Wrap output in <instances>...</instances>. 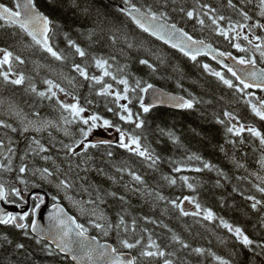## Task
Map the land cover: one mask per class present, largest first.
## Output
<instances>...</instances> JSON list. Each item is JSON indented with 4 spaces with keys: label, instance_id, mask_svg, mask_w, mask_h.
Listing matches in <instances>:
<instances>
[{
    "label": "trees",
    "instance_id": "trees-1",
    "mask_svg": "<svg viewBox=\"0 0 264 264\" xmlns=\"http://www.w3.org/2000/svg\"><path fill=\"white\" fill-rule=\"evenodd\" d=\"M1 1L9 6H14L13 0ZM132 2L137 5H155L162 3L163 0H132ZM167 3L169 7L166 10L171 17V23H176L191 36L202 39L223 52H230L236 58L254 55L256 63L264 67V60H261L259 50H255L253 45L243 39L247 35L254 44H259L260 41L256 40V37L264 38V29L253 26L257 21L264 24V17L259 15L260 0H232L235 8L229 5V0H167ZM121 4H124V0H36L37 7L54 21L55 34H50L51 43L56 50L64 52L68 57L64 62L52 58L39 46L34 45L31 38L20 33L18 29L0 28V47H9L10 50L21 54L25 59L23 65L15 64L13 71L23 72L26 77H31V80H26L24 85L5 84L0 78V119L19 127L16 118L8 114L9 106L12 105L21 109L29 118H32L33 113L39 112L42 118L62 124L56 98L42 99L29 90V83H34L38 91L46 90L47 85L43 83L44 79H52L67 92L78 96L81 106L88 108L90 113H98L111 119L114 124H119L122 129L132 132V125L119 121L117 116L107 111V107L114 109L116 107L112 103V98L97 96L96 92L100 86L91 81H85L71 66L73 62L80 63L87 67L90 75H101V70L95 67L92 59L94 56L108 59L109 63L114 65L110 69L114 72L117 68L127 65L123 74L129 76L130 83L133 85L135 79L139 78L146 83L158 85L165 90L182 94L188 99H194L195 103L192 109L176 110L156 106L145 114L140 109L138 101L133 97L130 107L134 113H141V118L145 120L144 128L136 129L135 133L141 134L142 145L150 146L153 154L160 157L156 166L149 168L148 165L151 161H145L143 158L129 153L126 149L120 148L117 141H113L111 146L100 145L96 149H89L94 159L89 162L90 170L87 173L79 169H74L69 173L75 184L68 191V195L76 201H87L90 198L89 193H91L92 199L97 198V193L94 190L96 187H99L102 192L104 190L117 191L126 196L127 203L105 197L107 202L99 204L100 209L105 211L113 222L116 221L117 211L125 213V218L129 223L132 218H135L137 231L140 232L141 229L147 228L153 239L168 251L179 249V245L171 241L172 233L168 231L170 228L192 247L208 249L225 259L233 260V264H237V261L240 264H253V261L254 264H264V257L253 256L251 252L244 249L234 236L219 224L218 219L206 221L202 216L182 217L178 210L166 201L157 200L154 196L155 192H159L167 200L179 199L181 201L184 196L195 197L202 207L212 209L218 218L222 217L233 225L243 228L250 238L257 241L264 240V224L261 223L264 211L253 210L252 202L245 199L248 195L264 199V196L253 186L257 184L264 186L261 180L257 179V175L264 177V166L260 163L261 157L264 156V149L261 148L259 140L252 137L247 131L242 134L243 143L240 142L241 137L228 133L227 127L230 124H228V118L224 116L225 111L231 112L237 118L235 123H242L245 126L252 125L264 132V121L255 116L251 111L250 104L246 102L249 99L253 102V96L257 101L264 100V89L252 87L244 89L243 92L237 91V86L242 87V85L227 68L221 67L207 55L199 56L195 61H192L178 49L144 33L119 11ZM201 4L210 5L216 9L215 13H209L208 16L202 17L205 21L204 26L198 24L196 19H188L185 14L186 11L196 8L197 14L200 15L199 5ZM181 7L185 9V12L179 11ZM173 8L177 10L172 11ZM241 10L246 11L252 19L244 21L240 15ZM210 15H223L226 19L219 21V24L224 28H227L229 22L233 24L246 23L249 27L239 29L241 32L239 38L233 31L226 39L218 32L213 31L215 26L211 24ZM57 25L58 27H56ZM14 32L16 35L13 34ZM65 33L68 39L75 40L85 48L89 55L83 59L74 55V50L68 47ZM113 34L117 37L115 43L110 39ZM124 35H127L129 41L134 42L133 49L126 47L123 40ZM237 42L249 51L247 53L239 52L233 46ZM23 44L32 46L25 48ZM111 57H115V61ZM140 59H148L156 65L157 71L153 73L147 66L139 64ZM203 64H208L210 68L221 71L225 79L233 81L234 87H227L217 77L206 72L203 69ZM69 80H72V83H69ZM105 81L113 83L114 89L123 87L117 85L110 77H105ZM249 93L253 95H249ZM143 95L145 96V94ZM89 99L93 101L90 105L86 103ZM122 103H126V101H122ZM219 120H223L225 123L221 124L218 122ZM78 127L79 125L76 124L69 126L70 130L77 134V137ZM109 130L114 135H119L115 128ZM48 131L55 138L53 143H56V148H59L58 141L60 140H64L65 143L70 142L69 138L65 137L63 132L58 129L52 128ZM169 132L173 133L178 141L169 137ZM31 135L35 134L20 135L19 132L13 133L9 129L0 128V139L4 140L7 145L10 137L14 142L12 146L16 149V155L12 160L14 171L9 172L10 176L18 181V176H22L28 180V188L45 191L51 201H53L51 198L53 195L58 196V200L64 203L79 221L89 228L90 233L118 246L114 232L104 236L99 230L92 227L89 220L93 217L87 213L82 215L79 208L65 197L64 192L58 191L54 184L40 180L38 174L32 176L31 172L19 173L20 157L24 154L29 143L28 137ZM38 138H41L42 143L45 144H48L50 140L48 132ZM232 140H235L236 143H231ZM105 151L114 153L112 159L116 163L126 161L133 171L143 177L148 191L153 195L145 196L125 189L124 184H127L129 189L141 186L136 184L126 173H116L107 162V158L102 155ZM49 154L55 157L57 163L67 171L68 162L64 160L62 152L58 153L56 149H53ZM7 155L9 154L6 150H0V161L7 163L5 160ZM190 156H199L200 159L189 160ZM31 160L32 157H29L25 161L29 164L30 169L32 168ZM72 162L75 164L81 161L80 158H73ZM204 162H208L214 167L211 170L205 169L203 168ZM240 164L244 167H239ZM37 165L45 166L44 162L38 158ZM47 166H51L50 163ZM97 167L104 168L105 172L112 175L117 182L113 184L106 177L99 175L94 170ZM176 167L181 168V171H173ZM196 168L203 170L195 171ZM77 172H79V176H87V179L80 180L76 175ZM165 176L175 178L177 183L170 184L168 180L164 179ZM182 176L189 177V182L195 186L194 191L183 184L180 180ZM33 183L39 184L40 187H33ZM81 185L83 188H87V191H84ZM10 198L17 199L16 197ZM183 206L186 210L194 207L188 201H183ZM84 207L90 209L93 206L85 203ZM261 207L258 205V209ZM143 217L154 219L157 223H148ZM164 225L168 227L165 228ZM5 234L13 243L8 244L0 239V264H74L69 257L66 258L63 254L48 256L43 249V244H36L33 239L25 237L21 230L0 225V236ZM147 234L143 233L145 243ZM17 243H24L25 249H17L15 247ZM53 249L55 248L53 247ZM56 251L58 252V250ZM121 251H130L134 256H138L139 250L121 249ZM234 252H239L240 255L234 257ZM178 256L184 264H217L210 255L198 256L191 253L190 249L179 251ZM140 264H148V262L145 258H141ZM153 264H162V260L154 261Z\"/></svg>",
    "mask_w": 264,
    "mask_h": 264
},
{
    "label": "snow or ice",
    "instance_id": "snow-or-ice-1",
    "mask_svg": "<svg viewBox=\"0 0 264 264\" xmlns=\"http://www.w3.org/2000/svg\"><path fill=\"white\" fill-rule=\"evenodd\" d=\"M229 5L233 8L236 7L232 4V0H229ZM168 7L167 0H163L162 3L155 5H137L133 3L132 0H124V7L120 8L119 11L126 15L144 33H148L150 36L164 41L165 44L171 45L172 48L178 49L184 56L189 57L192 61H195L197 56L201 54L209 55L213 53V59H217L218 57L236 59L230 52H220L212 48L210 44H205L203 40L194 39L182 27H178L176 23H170L171 17L166 10ZM259 7V15L264 17V0H260ZM199 9L201 10L200 15L197 14L196 8L186 11L185 14L188 19H196L198 24L204 26L205 21L202 17L208 16L209 13H215L216 9L207 4L199 5ZM205 9L207 11H204ZM176 10V8L172 9V11ZM179 11L185 12V9L181 7ZM240 15L243 17L244 21L252 19L248 13L243 10L240 11ZM209 19L211 20V24L215 26L213 31L218 32L220 36L226 39L233 31L236 32V36L239 38L241 32L237 31V29L242 30L249 27L246 23L233 24L232 22H229L227 28L221 27L219 21H224L226 19L223 15H210ZM253 26L264 29V24H261L259 21ZM56 27H58V25ZM0 28L18 29L20 33L30 37L34 45L39 46L40 49L50 54L55 60L64 62L68 59L64 52L58 51L53 47L50 34H55L54 21L44 12L40 11L36 5V0H15L14 6H9L6 3L0 2ZM13 34L16 35L15 32ZM65 38L67 39L68 47L74 50V55H78L82 59L89 55L85 48L81 47L75 40L68 39L66 33ZM89 39H91V36H89ZM110 39L115 43L117 37L113 34ZM243 39L246 40L248 44L253 45L255 50H259L260 58L264 60V38L259 36L256 37V40L260 41L259 44H254L253 40L247 35H245ZM123 40L128 49H133L135 47L134 42L129 41L127 35H124ZM31 46L32 45L23 44L25 48ZM233 46L241 53H247L249 51V49L242 47L238 42L234 43ZM92 59L95 67L101 70V75H90L87 67L82 66L80 63L73 62L71 66L85 81H91L95 85L100 86L96 92L97 96L112 98V103L116 107L115 109L113 107H107V111L117 116L119 121L132 125V132L122 129L119 124H114L111 119L105 118L98 113L92 112L90 115L85 116V113L88 112V108L81 106L79 97L67 92L65 88L61 87L59 83L52 79H44L43 83L47 85L46 90L38 91L34 83H29V90L42 99L52 100L56 98L61 113L60 121H62V124L51 119L42 118L39 112L33 113L32 118H29L21 109L10 105L8 114L16 118L19 127H15L5 120L0 119V128L9 129L13 133L19 132L20 135L34 133L35 135L28 137L29 143L24 150V154L20 157L21 163L18 168L19 173L25 174L31 172L32 176H37L38 174L40 180L49 184H54L58 191L64 192L65 197L79 208L82 215L87 213L93 217V219L89 220V224L92 227L99 230L104 236H108L114 232L118 246L108 243L102 244L97 237L90 236L89 228L86 227L85 224L79 223L75 216L69 215L65 208L59 204L58 196L56 195L51 197L55 202L52 205L54 211L49 214L48 224L46 226L38 219L33 218L29 220L30 216H37L40 212L41 205L45 203V197L40 194H36L32 197L35 202L33 207L22 214L8 212L4 208H0V225L11 226L21 230L25 237L33 239L36 244H43V249L48 256L63 254L66 258L70 257L74 264H140L141 258H145L148 264H153L154 261L160 260H162V264H184V262L180 261L178 256V252L183 249H190L191 253L197 254L198 256L210 255L217 264H233V260L225 259L208 249L203 247H192V245L182 239L170 228L168 231L172 233L171 241L179 245V249L168 251L166 248H162L157 240L153 239L151 232H148L147 228H143L138 232L137 220L132 218L129 223L125 218L126 214L122 211L116 212V221L113 222L105 211L100 209L99 204L107 202L105 197H110L121 203H127L126 196L124 194H119L117 191L104 190L102 192L99 187H96L94 190L97 193V198L92 199L91 193H89L90 198L87 201H76L72 196L68 195V191L72 189L75 184V181L71 179L69 173L73 172L74 169H79L85 173L90 170L88 165L94 157L89 152V149H96L100 145L111 146L113 143V141L109 139L89 140V137L92 136L93 131L96 129L102 128L107 131L115 128V131L119 133L118 146L120 148L126 149L129 153H133L143 158L145 161H151L148 165L149 168H154L156 166L160 157L153 154V150H150V146L142 145L141 134L135 133L136 129L144 128L145 120L141 118V113H134L133 109L130 107L133 103V97L138 101L140 109H142L145 114L158 104H169L179 109H192L195 103L194 99H185L182 96H171L156 90L153 84L146 83L139 78L135 79L133 85L130 83L129 76L123 74L124 68H126L127 65L122 68H117L114 72L110 70L114 65L110 64L108 59L95 56L92 57ZM111 59L115 61V57H111ZM157 59H159V57H157ZM218 62L224 64L222 59L218 60ZM24 63L25 59L21 54L10 50L9 47H0V78H2L5 84L24 85L26 80H31V77H26L23 72L13 71L15 64L23 65ZM237 63L239 65L249 66V70L243 75H240L233 67L226 64L224 65L232 76L239 81V84L242 85V87L237 86V91L243 92L244 89L252 87L264 89V68H256V58L254 55L251 57L241 56L238 58ZM139 64L147 66L153 73L157 71L156 65L151 63L148 59H140ZM203 69L217 77L227 87H234L232 80L225 79L221 72L210 68L208 64H203ZM117 73H120V75H117ZM105 77H110L117 85L123 86L122 89H114L113 83L106 82ZM72 79L74 80L75 78L73 77ZM69 83H72V80H69ZM150 89L153 90L152 100L151 103L146 104L143 94H147ZM57 90L64 93L66 96H73L74 102L66 103L60 101ZM130 94H132V96H130ZM249 95L253 94L249 93ZM122 101H126V103H122ZM246 102L250 104L251 111L255 116L261 121H264V100H260L258 104L253 103L251 99ZM86 103L90 105L93 101L89 99ZM224 116L228 118V124H230V126L227 127L228 133H232L236 137H241L240 142L243 143L242 134L247 131L252 137L259 140L261 148L264 149V132H261L252 125L245 126L242 123H235L234 121H236L237 118L231 112L225 111ZM218 122L221 124L225 123L223 120H219ZM73 124L79 125L77 129L78 137L77 134L73 133L69 128V126ZM52 128H56L63 132V135L69 138L70 142L65 143L64 140H60L58 141L59 148H56V143H53L55 138H53L51 132L48 131ZM45 132H48V136L50 137L48 144L42 143L41 138H38ZM168 135L178 141V138L174 137L173 133L169 132ZM5 136H7V133H5ZM13 143L10 137L8 138L7 145L4 140L0 139V150H6L9 154L5 157L7 163L0 161V170L8 172L14 171L12 160L16 155V149L12 146ZM231 143L235 144L236 141L232 140ZM53 149H56L58 153H63L64 160L68 162L67 171L57 163L55 157L49 154ZM102 155L107 158V162L116 173H126L136 184L141 186L129 189V186L124 184L123 187L125 189L138 192L145 196L153 195L152 192L148 191L146 181L143 177L133 171L126 161L116 163L112 159L114 156L112 151H105ZM29 157H32L31 169L29 168V164L25 163ZM37 158L43 161L45 166H38ZM73 158H80L81 162L73 164ZM188 159L199 160L200 157L190 156ZM49 163L51 166H47ZM260 163L264 166V156L261 157ZM238 166L244 167L242 164ZM213 167L214 166L208 162L203 163V168L205 169L211 170ZM94 170L99 175L112 181L113 184L117 182L112 175L105 172L104 168L97 167ZM202 170L201 168L195 169V171ZM173 171L180 172L181 168L176 167ZM217 171L218 174H220L219 170ZM76 175L79 176V172H77ZM18 179L21 184L25 185V190H27L28 180L24 179L22 176H18ZM79 179L82 181L86 180L87 176H79ZM164 179L168 180L172 185L177 183V180L172 177L165 176ZM225 179H227L226 176ZM257 179L261 180V183L264 184V177L257 175ZM180 180L183 184H186L189 189L195 190V186L189 182L188 176H182ZM217 183H219V181H217ZM253 186L264 196V186L259 184ZM33 187H40V185L33 183ZM81 187L83 188V185H81ZM83 190L87 191V188H83ZM10 194L23 201V204L27 203L20 188L15 186L7 188L3 183H0V201L15 203V201H9ZM241 195H243V193H241ZM154 196L157 200L166 201V203L178 210L182 217L192 216L195 218L202 216L203 220L206 221L218 219L219 224L226 229L228 233H231L244 249L251 252L253 256L264 257V240L257 241L250 238L243 228L233 225L222 217L218 218L212 209L202 207L195 197L184 196L181 201L179 199L167 200V198L159 192H155ZM245 199L252 202L251 208L253 210L264 211V199H257L254 195H248ZM183 201H188L190 204H193L195 210H186L183 206ZM85 203L93 207L86 209L84 207ZM23 204L19 206L23 207ZM258 205L262 207L258 209ZM143 219L148 223H157L156 220L150 219L149 217H143ZM261 223L264 224V217L261 218ZM164 227L167 228L168 226L164 225ZM143 233H148L146 243ZM0 239L8 244L13 243L7 234L0 236ZM53 244L55 245V249L52 247ZM15 247L17 249H25V244L17 243ZM121 249H138V256H133L130 254V251L124 252L121 251ZM56 250H58V252ZM239 255V252L233 253L234 257H238ZM237 264H240V262L237 261Z\"/></svg>",
    "mask_w": 264,
    "mask_h": 264
},
{
    "label": "water",
    "instance_id": "water-1",
    "mask_svg": "<svg viewBox=\"0 0 264 264\" xmlns=\"http://www.w3.org/2000/svg\"><path fill=\"white\" fill-rule=\"evenodd\" d=\"M15 1V0H14ZM1 2V1H0ZM124 7L123 4L120 5V8ZM41 11V10H40ZM43 12V11H42ZM190 35V34H189ZM194 39H197V38H194ZM197 40H201V39H197ZM162 41V40H160ZM164 42V41H162ZM205 42V41H204ZM205 44H209L207 42H205ZM169 45V44H168ZM212 46V48L220 51L218 48H216L215 46H213L212 44H210ZM171 46V45H169ZM222 52V51H220ZM213 54H209L208 56H211L212 57ZM199 56H203V54L199 55ZM198 57V56H197ZM222 59L224 61V64H221L218 62V60ZM218 64H220L221 66L225 67L224 65H228L230 67H233L238 74L240 75H243L245 72H247L249 70V66H245V65H239L237 63V59H230L228 57H218L217 59H214ZM256 68L259 69V68H264L262 67L261 65L259 64H256ZM155 86V89L156 90H159V91H162L163 93H166L168 95H171V96H182L184 97L185 99H188L187 97H185L184 95L182 94H179V93H175V92H172V91H168V90H165L163 89L162 87L158 86V85H154ZM152 95H153V90L150 89L149 92L147 94H145V103L146 104H149L151 103V100H152ZM255 101V99H253ZM157 106H164V107H168V108H171V109H176V110H182V109H179V108H176L174 106H171L169 104H158ZM99 139H107V138H102L100 136H97V137H94V141L95 140H99ZM22 191V190H21ZM37 191H40V190H37ZM34 191H31V192H22V195L24 196L25 200H27V203L26 204H23V207H20L19 205L21 204H18V203H11V202H4V201H0V208H4L6 211L8 212H12V213H19V214H22L23 212L25 211H29L31 208H32V205H31V195ZM10 201V200H9ZM59 204L61 206H63L65 208V210L68 212L69 215H72V216H75L77 221L79 222L78 218L76 215H74L71 211H69V209L62 203V202H59ZM53 205V204H52ZM52 205H50V199L48 196L45 197V203L43 205H41V209H40V212L37 214L36 217H33L35 219H38L43 225H47L48 224V216L51 212L54 211ZM190 210H195L194 207L190 208ZM80 223V222H79ZM90 236H95V235H92L91 233H89ZM97 237V236H95ZM97 239L100 241V243H108V244H112L110 241H107V240H103V239H100L99 237H97ZM113 245V244H112ZM53 246L55 247V245L53 244ZM124 252H127V251H124ZM131 255H133L132 253H130ZM134 256V255H133ZM70 258V257H69ZM71 259V258H70Z\"/></svg>",
    "mask_w": 264,
    "mask_h": 264
},
{
    "label": "rangeland",
    "instance_id": "rangeland-1",
    "mask_svg": "<svg viewBox=\"0 0 264 264\" xmlns=\"http://www.w3.org/2000/svg\"><path fill=\"white\" fill-rule=\"evenodd\" d=\"M238 31H239V29H238ZM215 71H219V70H215ZM219 72H221V71H219ZM57 94H58V97H59V100L60 101H63V102H66V103H72V102H74L73 96H70V95L69 96H66L64 93H61L58 90H57ZM90 114L91 113L88 111V112L85 113V116L90 115ZM106 133L107 132L105 130H103V129H96V130L93 131L92 136L89 137V140H92L93 136H95V135H98V134L106 135ZM109 135H112V133H110Z\"/></svg>",
    "mask_w": 264,
    "mask_h": 264
},
{
    "label": "flooded vegetation",
    "instance_id": "flooded-vegetation-1",
    "mask_svg": "<svg viewBox=\"0 0 264 264\" xmlns=\"http://www.w3.org/2000/svg\"><path fill=\"white\" fill-rule=\"evenodd\" d=\"M0 182L4 183L7 188H10L12 186L19 187L20 186L19 184H21L17 179L11 177L8 171L0 172ZM27 191H30V190H27ZM33 196L34 195H32V197ZM9 197H14V196L10 194Z\"/></svg>",
    "mask_w": 264,
    "mask_h": 264
}]
</instances>
